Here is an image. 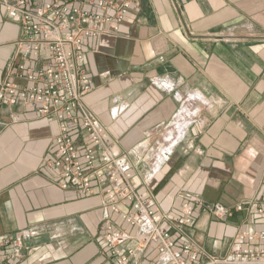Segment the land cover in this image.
<instances>
[{
	"label": "crops",
	"instance_id": "0c3cea01",
	"mask_svg": "<svg viewBox=\"0 0 264 264\" xmlns=\"http://www.w3.org/2000/svg\"><path fill=\"white\" fill-rule=\"evenodd\" d=\"M128 1L119 32L86 40L82 101L128 161L132 190L167 217L190 201L194 219L181 234L204 251L193 264H204L229 251L236 229H264V218L249 224L244 211L214 208L264 193V0ZM21 37L0 6V83L23 56ZM56 130L23 103L0 105V264H116L105 225L137 230L97 185L90 194L60 187L45 166Z\"/></svg>",
	"mask_w": 264,
	"mask_h": 264
},
{
	"label": "built area",
	"instance_id": "2783aa9c",
	"mask_svg": "<svg viewBox=\"0 0 264 264\" xmlns=\"http://www.w3.org/2000/svg\"><path fill=\"white\" fill-rule=\"evenodd\" d=\"M5 15L17 21L22 37L16 42L23 56L8 67L0 83V105L23 103L34 114L57 122L52 135L55 157L46 169L60 180L61 188L77 187L83 194L101 188L110 209L130 228L131 236L107 223L103 238L116 264H193L201 247L182 238V228L192 224L194 208L181 201V215L167 217L146 195L131 188L128 161L118 157L115 142L98 118L82 101L90 86V72L83 59L87 39L119 32L130 10L128 0H0ZM114 144V145H113ZM120 206H123L120 208ZM224 216L244 211L246 223L264 218L261 199L233 207L217 202ZM136 238V246L123 247ZM22 237L10 242L22 244ZM151 249L147 257L141 253ZM10 264V263H8ZM204 264H264V229L238 228L229 251L207 256Z\"/></svg>",
	"mask_w": 264,
	"mask_h": 264
}]
</instances>
